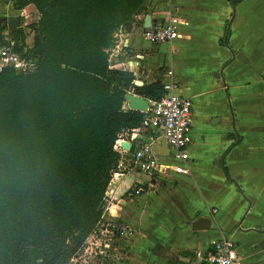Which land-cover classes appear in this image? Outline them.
I'll use <instances>...</instances> for the list:
<instances>
[{
	"label": "trees",
	"instance_id": "16d2710c",
	"mask_svg": "<svg viewBox=\"0 0 264 264\" xmlns=\"http://www.w3.org/2000/svg\"><path fill=\"white\" fill-rule=\"evenodd\" d=\"M147 3L15 0L39 20L28 26L32 46L27 28L0 27L2 44L9 31L32 63L0 73V264H71L105 221L116 143L147 116L127 108L126 96L164 95L161 79L136 86L135 73L110 63L118 34L133 30Z\"/></svg>",
	"mask_w": 264,
	"mask_h": 264
},
{
	"label": "crops",
	"instance_id": "0c3cea01",
	"mask_svg": "<svg viewBox=\"0 0 264 264\" xmlns=\"http://www.w3.org/2000/svg\"><path fill=\"white\" fill-rule=\"evenodd\" d=\"M232 2L154 0L152 23L173 21L178 39L147 43L140 35L143 14L131 32L118 34L112 49L114 68L135 73L142 86L177 80L179 95L193 103L190 174L165 171L149 177L133 168L132 153L122 151L120 171L108 188L115 219L139 231L132 247L145 245L143 264H202L197 252L222 238L236 244L244 264H264V0ZM14 5L15 0H0V22L21 15L30 23L39 20L34 7L16 10ZM29 34L32 46L34 33ZM137 61L141 66L132 68ZM132 138L122 140L136 148L145 142ZM153 149L162 163H179L163 139ZM136 186L145 191L133 194ZM228 213L236 217L230 227L224 225ZM201 218L210 220L209 229L196 227ZM147 228L158 236L151 243L144 238ZM139 256L131 249L130 264Z\"/></svg>",
	"mask_w": 264,
	"mask_h": 264
},
{
	"label": "built area",
	"instance_id": "2783aa9c",
	"mask_svg": "<svg viewBox=\"0 0 264 264\" xmlns=\"http://www.w3.org/2000/svg\"><path fill=\"white\" fill-rule=\"evenodd\" d=\"M5 37L7 44H2L0 41V73L6 68H13L18 71H27L32 67V63L21 57L15 51L14 43L9 39V31L2 34ZM143 40L152 45H160L164 43H172L178 39V29L173 21L159 27L145 29L140 33ZM114 57L111 56V60ZM112 67L116 63L110 61ZM118 63V62H117ZM132 68H139L140 62H131ZM164 95L161 99L151 101L147 116L142 127L133 133V140L140 138L145 140L141 147L136 148L133 153L132 166L136 170L146 174L149 177H154L155 174H163L165 171H174L178 174H190L187 166L189 160V148L192 145V100L179 95L180 85L177 80L169 79L163 82ZM163 139L166 144L173 150V160L178 161L177 164L162 163L161 159L155 154L153 146L157 140ZM122 142L118 140L115 149L120 153L128 152L122 148ZM149 187H154L149 185ZM145 191L144 187H135L132 193L140 195ZM109 205L106 209L103 219L105 220L95 232V236L89 240L83 250L72 260L71 264H89L83 253L95 252L98 249V236L103 234L107 229L106 218H115L117 215L110 209ZM216 212V211H214ZM104 228L103 231L101 228ZM112 239H108L104 244V248L99 250V254L108 259L111 252L120 251L119 248L113 247ZM97 250V251H98ZM110 254V256H109ZM98 255V253H96ZM234 256L235 259L231 257ZM197 258L200 263L205 264H244L239 256L236 244L227 238H222L213 241L207 249L197 252Z\"/></svg>",
	"mask_w": 264,
	"mask_h": 264
},
{
	"label": "rangeland",
	"instance_id": "374dc122",
	"mask_svg": "<svg viewBox=\"0 0 264 264\" xmlns=\"http://www.w3.org/2000/svg\"><path fill=\"white\" fill-rule=\"evenodd\" d=\"M154 0H148L147 3V11L145 13V15H150L151 13H153V8H152V3ZM7 13V12H6ZM18 19L20 20V23L22 25L23 28H27V32L29 34V30L28 26L30 24L31 21H28L26 16L21 15L18 17ZM4 24H7V22L2 21L0 22V27L3 26ZM30 35V34H29ZM28 35V36H29ZM118 37V36H117ZM26 44L27 46H30L28 39L26 40ZM112 51H111V55H112ZM110 55V58H111ZM221 140L218 139L215 144H220ZM216 145V146H217ZM163 147H166L165 144H163ZM210 178H214V175L212 173H209L208 175ZM117 201V200H116ZM209 208H207L208 211ZM209 214V212L207 213ZM236 221V217L233 213L231 214H227L226 215V219H225V226L230 227L231 225H233V223ZM107 229L105 230L103 227L101 228L104 233L98 236V249L101 250L104 248V244L107 242L108 239H112V244L113 247L122 249L124 251V253H120V251L118 252H111V256L110 258L106 259L103 256H101L99 254V250H95V252L91 253V251L89 250L88 253H83L82 256H85V259L89 262V264H130L131 261V249L132 252L135 254L136 252H139V258H135L133 264H143V260L141 259V256H144V247L145 245H141V248H139L138 244L137 247L136 245H133V242L135 241V237L136 234H138L139 231H137L134 228H130L129 225L127 223H125L124 221H118V219L115 218H111V217H107L106 218V225ZM154 237H158L150 228H147L146 231L144 232V238L148 243H151L152 240H154ZM218 240V239H216ZM215 240V241H216ZM201 243H203V241H201ZM202 245V244H201ZM96 253H98V255H96ZM138 254V253H137ZM132 263V262H131ZM176 263V262H175Z\"/></svg>",
	"mask_w": 264,
	"mask_h": 264
},
{
	"label": "water",
	"instance_id": "95a60500",
	"mask_svg": "<svg viewBox=\"0 0 264 264\" xmlns=\"http://www.w3.org/2000/svg\"><path fill=\"white\" fill-rule=\"evenodd\" d=\"M236 0H233L232 4L233 6L235 5ZM20 26V21L18 19H11L9 21V28L11 29H15L18 28ZM156 26L152 23V17L150 15H147L146 19H145V24H144V28L145 29H150V28H155ZM143 82L140 80H137L135 82L136 86H142ZM127 102H128V108L130 110L133 111H139L142 113H147L149 110V106H150V102L149 100L140 97L138 95H134L133 93H129L126 96ZM122 148H124L125 150H127L130 153H134L136 148L135 145L131 144V142H122L121 144ZM210 220L206 219V218H201L199 219L195 225L197 228L200 229H209L210 227Z\"/></svg>",
	"mask_w": 264,
	"mask_h": 264
},
{
	"label": "clouds",
	"instance_id": "9594fccd",
	"mask_svg": "<svg viewBox=\"0 0 264 264\" xmlns=\"http://www.w3.org/2000/svg\"><path fill=\"white\" fill-rule=\"evenodd\" d=\"M181 22H182V23H184V21H181ZM231 258H232V259H235V257H234V256H232Z\"/></svg>",
	"mask_w": 264,
	"mask_h": 264
}]
</instances>
